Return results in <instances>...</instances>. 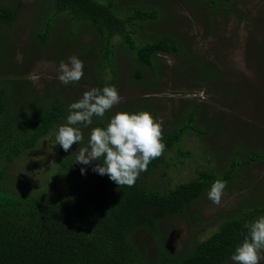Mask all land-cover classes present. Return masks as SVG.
Masks as SVG:
<instances>
[{
    "label": "trees",
    "instance_id": "16d2710c",
    "mask_svg": "<svg viewBox=\"0 0 264 264\" xmlns=\"http://www.w3.org/2000/svg\"><path fill=\"white\" fill-rule=\"evenodd\" d=\"M47 1L51 12L46 15L44 25L38 24L39 29L42 25L43 28L35 36L37 42L42 47L48 46L52 25L63 22L60 17L65 18L64 36L68 34L67 27L72 28L75 36L80 32L94 34L93 47L82 50L89 62L91 56L95 57L91 69H94L95 83L100 89L120 85L115 57L121 50L133 57L135 80L151 91L164 85L162 71L156 62L160 54L192 60L187 58L186 47L173 36L139 34L148 24H158L164 12L159 5L162 0ZM200 1L212 15L216 14L217 8L234 11L236 5V0ZM16 16L17 8L0 2V54L5 59L8 58L3 53L6 37L3 27ZM116 38L121 39L119 44L115 43ZM83 53L81 51L79 55ZM108 69L112 75L110 81L102 77ZM145 69L151 71L147 81ZM213 72L203 69L195 76L174 79L195 84L193 81L201 78V85L209 86V81L218 79L220 82L223 77L222 72ZM260 78H264V73ZM23 84L24 81L17 84L20 90L27 88ZM223 85L231 87L232 91L233 86L227 83L217 84V88ZM236 88L239 95L244 93L241 85ZM6 92L7 88L0 89V264H234L231 257L248 236L245 225L264 216V196H249L239 202L233 213H221L217 217L218 230L203 238L207 229L216 223L213 219L206 222L203 215L212 184L221 180L226 182L223 191H229L233 186L238 190L245 189L246 181L250 180L246 171L264 158L261 138L247 146L240 143L234 149L224 146L228 150L227 161L212 165L213 160L209 159V166L200 168L190 181L178 182L172 188H155L154 181L168 176L166 169L182 166L187 159L195 160L185 147L188 134L207 137L220 130L227 132L225 135L231 133L232 137H237L235 131L228 129L234 116L224 118L223 113L218 114L220 126L203 123L199 106L195 108L188 100L173 123H161L165 150L149 163L134 186L119 188L107 175L94 172L96 163H102V160L90 165L75 163L79 149L88 145L92 128H106L108 122L103 116L93 117L92 125L85 129L78 126L83 134L81 143L73 144L67 152L60 146L52 177L40 181L42 190L37 189V183V191H20L10 183L9 165L38 149L43 139L66 123L70 113L63 98L55 91L50 92L49 99L37 97V104L33 103L36 100L33 94L27 96L24 93L29 99L28 107L16 105L11 112ZM258 96L262 97V93L258 92ZM127 102V113L148 112L159 122L160 109L150 97L148 100L144 95L134 102L130 99ZM221 141L217 145H221ZM226 142L231 145V139ZM222 150L220 147L214 151V157H219ZM81 169L86 171L82 174ZM253 192L250 189L249 193ZM174 221L185 222L190 234L179 250L172 248L166 235L174 227Z\"/></svg>",
    "mask_w": 264,
    "mask_h": 264
},
{
    "label": "rangeland",
    "instance_id": "374dc122",
    "mask_svg": "<svg viewBox=\"0 0 264 264\" xmlns=\"http://www.w3.org/2000/svg\"><path fill=\"white\" fill-rule=\"evenodd\" d=\"M0 2L17 8L16 19L3 27V33L6 35L3 53L8 59L0 54V89L7 88L6 97L9 98L10 111L16 105L28 107L29 99L25 98L24 93L28 94L27 96H31L29 93L33 94L36 98L33 103L37 104V97L49 99L50 92L55 91L69 107L70 104L79 101L85 91L100 89L97 82L95 83L94 69H91L95 57L91 56L89 62L82 50L93 47L94 34L80 32V35L75 36L72 28L66 26L68 34L64 36L65 18L60 17L59 20L63 22L52 25V38L47 47H42L35 36L42 31L46 15L51 12L49 2L47 0H0ZM159 5L162 6L164 15L163 13V16L160 15L158 24H148L139 34L173 36L186 47L187 58L192 60L189 62L184 58L160 54L156 62L162 71L164 85L157 91H151L135 80L132 55L125 50L117 52L115 62L120 85L115 88L121 101L105 113L104 119L109 122L116 113L126 112L127 100L134 102L138 97L145 95L148 100L149 97L152 99L156 108L160 109L158 115L160 123L168 124L174 121L179 109L188 100L194 103L195 108L199 106L198 113L203 118V123L218 125L220 113L226 116L224 118L234 116L235 118H232L235 120L228 125V129L237 134V137L234 135L232 137L231 133H228L231 136L225 135L227 132L220 130L207 137L188 134L185 147L192 152L195 160L187 159L182 166L166 169L168 176H162L154 181L155 188L164 189L172 188L178 182L190 181L200 168L209 166V159L213 160L212 165L227 161L225 154L228 150H225L224 146L228 148L233 146L234 149L240 143L247 146L261 138L260 144L264 148V84H262L264 78H260L264 73V0H236L234 11L217 8L214 15L200 0H162ZM39 23L43 24L40 29ZM138 40L140 42V39ZM120 41V38H116L115 43L119 44ZM81 51L84 54L82 56L79 55ZM183 51L185 52L184 49ZM72 56L83 62L84 75L79 82L65 85L58 79V68L61 62L67 63ZM203 64L208 66L202 67ZM203 69L206 72L214 71L216 74L217 71L222 72L221 83L218 79L211 80L207 86L201 85V78L195 79L193 81L195 84L188 80L186 83L174 79L175 77L180 79L184 75L195 76ZM102 77L110 81L112 79L110 70L108 69ZM149 77L151 71L145 69V81ZM23 81L27 88L20 90L17 84ZM224 83L233 86L232 91L231 87L226 88L225 85L217 88V84ZM237 85L242 86L243 94L239 95ZM258 92L262 93V97L258 96ZM79 125L85 129L83 124L76 125L77 128ZM218 126L214 131H217ZM57 132L58 130L43 139L38 149L24 154L9 165L7 174L10 183L16 185L18 190H42L43 185L40 181L52 177L60 151V145H55ZM230 139L231 145L226 142ZM220 140H223L221 141L223 143L217 145ZM220 147L223 148L220 151L221 155L214 157V151ZM245 174L250 177V180L246 181L245 189L238 190L233 186L229 191H223L220 204H214L209 199L207 207L203 208L206 222L216 220L211 227L208 225L209 228L207 227L203 238L218 230L217 217L221 213L224 215L233 213L239 202L249 196H264V158L261 163L249 167ZM250 189L254 190L252 194L249 193ZM176 223V221L172 223L174 227L166 232V235L172 248L179 250L187 243L190 234L185 222ZM261 255L264 257V252ZM260 264H264V259H261Z\"/></svg>",
    "mask_w": 264,
    "mask_h": 264
},
{
    "label": "clouds",
    "instance_id": "9594fccd",
    "mask_svg": "<svg viewBox=\"0 0 264 264\" xmlns=\"http://www.w3.org/2000/svg\"><path fill=\"white\" fill-rule=\"evenodd\" d=\"M83 68V62L72 56L67 63H60L58 79L65 85L79 82L84 75ZM120 101L115 86L85 91L79 101L69 105L70 114L66 123L58 128L55 145H60L67 152L73 144L81 143L83 134L74 126L92 125L93 117H103ZM162 139V125L150 113L118 112L106 128H92L88 145L79 149L75 163L90 165L102 160V163H96L94 172L107 175L119 188L132 187L140 174L147 170L149 163L163 154L166 146ZM81 171L83 174L86 170ZM225 187L226 182L216 180L208 192V198L214 204H220ZM245 227L248 236L236 247L231 260L234 264H260L264 259L261 255L264 252V216Z\"/></svg>",
    "mask_w": 264,
    "mask_h": 264
}]
</instances>
